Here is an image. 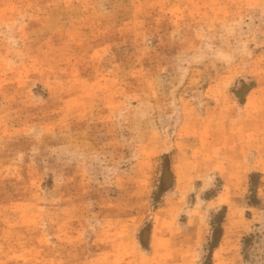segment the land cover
<instances>
[{
  "label": "rangeland",
  "instance_id": "obj_1",
  "mask_svg": "<svg viewBox=\"0 0 264 264\" xmlns=\"http://www.w3.org/2000/svg\"><path fill=\"white\" fill-rule=\"evenodd\" d=\"M0 264H264V0H0Z\"/></svg>",
  "mask_w": 264,
  "mask_h": 264
}]
</instances>
